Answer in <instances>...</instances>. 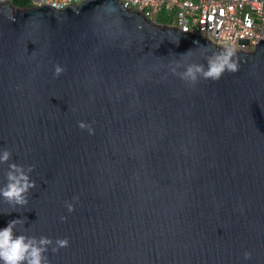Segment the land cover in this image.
<instances>
[{"label":"water","instance_id":"water-1","mask_svg":"<svg viewBox=\"0 0 264 264\" xmlns=\"http://www.w3.org/2000/svg\"><path fill=\"white\" fill-rule=\"evenodd\" d=\"M223 51L118 0L0 3V150L36 184L0 229L68 238L49 264H264V41L218 81L173 72Z\"/></svg>","mask_w":264,"mask_h":264},{"label":"built area","instance_id":"built-area-1","mask_svg":"<svg viewBox=\"0 0 264 264\" xmlns=\"http://www.w3.org/2000/svg\"><path fill=\"white\" fill-rule=\"evenodd\" d=\"M9 2L12 0H0ZM27 8L46 6L54 10L78 6L90 0H23ZM128 10L154 23L168 13L159 26L198 36L210 45L250 54L264 41V0H118ZM168 25H167V24ZM158 25V24H156Z\"/></svg>","mask_w":264,"mask_h":264},{"label":"clouds","instance_id":"clouds-1","mask_svg":"<svg viewBox=\"0 0 264 264\" xmlns=\"http://www.w3.org/2000/svg\"><path fill=\"white\" fill-rule=\"evenodd\" d=\"M234 55L232 50L227 49L209 58L206 66L193 64L187 66L183 71L177 73L176 69H173V72L179 75L181 79L191 83H195L201 78L218 81L225 72L235 73L239 70L238 63L233 59ZM62 72L63 69L56 66L54 77H59ZM77 126L82 131L87 130L90 135L93 134L90 124L81 121L78 122ZM11 157L10 151L0 150V165L7 164L6 182L0 186V199L6 201L13 208H23L28 204L30 190L36 187L35 182L30 179V173L34 167L25 168L14 162L10 163ZM76 200L78 197H73V201ZM65 207L69 213L74 211L73 203L65 202ZM66 219L65 216L60 217L62 223ZM18 224L23 225L24 220H11L6 227L0 229V264H49L47 255L49 249H51L52 254H56L59 250L69 246L68 238L53 241L45 236L36 238L24 234L16 235L14 229ZM243 255L245 260L251 258L249 252H245Z\"/></svg>","mask_w":264,"mask_h":264},{"label":"rangeland","instance_id":"rangeland-1","mask_svg":"<svg viewBox=\"0 0 264 264\" xmlns=\"http://www.w3.org/2000/svg\"><path fill=\"white\" fill-rule=\"evenodd\" d=\"M4 2V1H3ZM3 2H0V3H3ZM12 3V2H11ZM14 10H18L16 7H14ZM19 10H25V9H19ZM169 18V14L164 12V13H161L160 15H158L157 17V20L155 21L156 24L160 25V23H158V20L160 21H165ZM167 24V23H166ZM168 25V24H167Z\"/></svg>","mask_w":264,"mask_h":264},{"label":"trees","instance_id":"trees-1","mask_svg":"<svg viewBox=\"0 0 264 264\" xmlns=\"http://www.w3.org/2000/svg\"><path fill=\"white\" fill-rule=\"evenodd\" d=\"M12 6L16 7L17 9H26L27 5L23 0H12Z\"/></svg>","mask_w":264,"mask_h":264},{"label":"bare ground","instance_id":"bare-ground-1","mask_svg":"<svg viewBox=\"0 0 264 264\" xmlns=\"http://www.w3.org/2000/svg\"><path fill=\"white\" fill-rule=\"evenodd\" d=\"M16 11V10H15Z\"/></svg>","mask_w":264,"mask_h":264}]
</instances>
